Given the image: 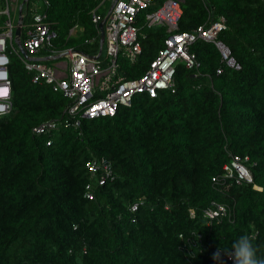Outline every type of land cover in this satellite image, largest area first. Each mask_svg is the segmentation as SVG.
Instances as JSON below:
<instances>
[{
    "label": "trees",
    "instance_id": "1",
    "mask_svg": "<svg viewBox=\"0 0 264 264\" xmlns=\"http://www.w3.org/2000/svg\"><path fill=\"white\" fill-rule=\"evenodd\" d=\"M33 1L24 7L23 43ZM46 1L55 52H99L93 12L106 14L101 0ZM181 6L178 32L226 18L219 38L240 68L227 65L214 42L198 40L191 51L200 65L178 62L175 92L138 94L116 115L82 119L79 127L35 131L63 122L71 102L33 82L20 50L9 54L12 108L0 116V264H232L213 255L242 234L264 257V0ZM139 25L147 39L140 58L123 63L126 79L147 71L168 36L166 26L148 27L144 16ZM231 153L249 157L251 181L223 177ZM92 159L100 161L96 173L87 167ZM104 160L111 174L101 185ZM219 203L231 218L208 226L203 209Z\"/></svg>",
    "mask_w": 264,
    "mask_h": 264
},
{
    "label": "built area",
    "instance_id": "2",
    "mask_svg": "<svg viewBox=\"0 0 264 264\" xmlns=\"http://www.w3.org/2000/svg\"><path fill=\"white\" fill-rule=\"evenodd\" d=\"M5 0L6 6L0 10L1 15H8L6 25L0 32V116L6 114L12 108L11 78L8 72L10 64L9 54L19 51L13 45L14 24L12 21L11 2ZM108 0H101L104 4ZM109 9L113 6L106 23L105 33L107 54L103 57L89 58L82 53H71L66 60L60 61L54 66L42 62V60H27L21 57L28 71L33 72V82H45L55 92L64 94L71 104L67 109L69 117L63 122L47 121L37 127L39 134L52 129H60L62 124L79 127L82 119H94L99 117L114 116L120 106H131L134 97L138 94L147 93L156 97L161 91H176L175 74L179 61H184L188 68H198L200 62L191 51V46L198 40L214 42L219 48L222 60L229 66L240 68L231 49L220 40L221 32L226 29L227 23L224 16L216 20L209 17L205 23L199 25L193 31L178 32L179 20L182 16V2L184 0H166L160 7L150 10L157 0H111ZM44 4H48L46 0ZM41 1L37 0L32 8V20L28 27V36L25 40V48L31 56H36L40 51L47 50L55 54L53 39L55 32L52 31L46 20V12L39 8ZM107 10L106 14L108 13ZM96 11L93 12V22L96 24L99 35V23L105 18ZM145 18L148 27L163 25L167 27L168 36L165 46L159 51L158 56L151 61L147 71L133 79L125 78V70L122 67L126 61L136 62L143 53V41L147 34L142 32L139 21ZM94 42L95 38L88 39ZM223 68L218 69L221 73ZM52 141H48L50 144ZM243 158L238 154L231 153V159L224 165L226 180L241 184L252 180V173ZM102 163V162H101ZM105 164V163H104ZM87 167L92 173L100 169V161L92 159L87 162ZM105 175L99 180L102 185L111 174L107 164L104 166ZM215 181L218 178H214ZM90 185H87V189ZM89 198H93L91 192ZM139 204L133 205L137 210ZM206 216L210 222L231 217V212L226 204H216L208 208ZM228 258V257H227ZM229 259V258H228ZM231 260V259H229Z\"/></svg>",
    "mask_w": 264,
    "mask_h": 264
},
{
    "label": "clouds",
    "instance_id": "3",
    "mask_svg": "<svg viewBox=\"0 0 264 264\" xmlns=\"http://www.w3.org/2000/svg\"><path fill=\"white\" fill-rule=\"evenodd\" d=\"M5 6H6V4H5ZM4 7H2V8H4ZM31 10H32V8H31ZM24 15H25V13H24ZM24 19H25V17H24ZM23 27H24V24H23ZM14 41H15V36H14ZM23 45H24V43H23ZM24 47H25V45H24ZM18 48H16V49L19 50ZM68 50H71V49H68ZM103 51H104V49H103ZM39 53L36 56H33V57H37L39 55ZM58 53L51 54V55H56ZM67 57L65 58V60L67 59ZM11 98H12V87H11ZM99 118H101V117H99ZM94 119H96V118H94ZM208 208H210V207H207V208L203 209L202 213H203V217H204L203 219L206 220V224L208 226H210V225H213L216 220H213V222L212 221L210 222V219H209V217L206 216V212H205ZM190 217L191 218H196V211L194 209L190 210ZM225 218H229L230 219L231 217H225ZM217 221H221V220H217ZM227 257L229 259H231V260H229ZM221 258L224 261H227V262L232 261V264H264V257L258 256L257 249H256V247L254 246L252 240L250 239V237L247 234L239 235L236 239H234L232 241L231 245L229 247H227V248L219 247L217 252L214 253L213 259L217 260V261H220Z\"/></svg>",
    "mask_w": 264,
    "mask_h": 264
},
{
    "label": "water",
    "instance_id": "4",
    "mask_svg": "<svg viewBox=\"0 0 264 264\" xmlns=\"http://www.w3.org/2000/svg\"><path fill=\"white\" fill-rule=\"evenodd\" d=\"M29 4V0H23L20 7H19V17H18V21H17V24H16V30H15V41L19 47V50L21 52V54L28 60H44L43 58L41 57H33V56H30L28 51L26 50V48L24 47L23 45V42H22V30H23V24H24V7L26 5ZM112 8L113 6L109 9L108 13L106 14L105 18L99 23V28H100V48H99V52L98 54L96 55V57H99L101 56L102 52H103V49H104V44H105V40H106V33H105V23H106V20L110 14V12L112 11ZM73 54V53H82V54H85L87 55L89 58H94L95 55H91V54H88L84 51H81V50H78V49H71V50H66L64 52H61V53H58L56 55H51V56H48V58H51V59H56V58H62V57H67L69 56V54ZM107 160H104V163L107 164Z\"/></svg>",
    "mask_w": 264,
    "mask_h": 264
},
{
    "label": "rangeland",
    "instance_id": "5",
    "mask_svg": "<svg viewBox=\"0 0 264 264\" xmlns=\"http://www.w3.org/2000/svg\"><path fill=\"white\" fill-rule=\"evenodd\" d=\"M0 1H1V0H0ZM22 1H23V0H16V1H12V2H11V6H12V16H13V20H14L15 23H17V19H18V15H19V7H20ZM40 1H41V3L39 4V8H40V7H43V4H42L43 2H42V0H40ZM34 3H35V1H33V2L31 3V8H33ZM111 3H112L111 0H108L107 2L104 3V8H103L104 12H107V10L109 9ZM27 6H28V5H26L25 8H26ZM0 9H2V6H0ZM8 19H9V18H8V15L6 14V15H5V20H4L5 23H4V24H5V26H6L7 28H8V26L6 25V22H7ZM18 49H19V48H18ZM106 54H107V44H106V45L104 44L103 57H105ZM65 58H66V57L57 58V59H54V60H52V61H48V62H50V63H52V65H54V64H57V63L60 62V61L65 60ZM48 62H47V63H48ZM48 64H49V63H48Z\"/></svg>",
    "mask_w": 264,
    "mask_h": 264
},
{
    "label": "crops",
    "instance_id": "6",
    "mask_svg": "<svg viewBox=\"0 0 264 264\" xmlns=\"http://www.w3.org/2000/svg\"><path fill=\"white\" fill-rule=\"evenodd\" d=\"M18 17H19V15H18ZM12 21H13V24H14V36H15V30H16V24H17V23L14 22V20H13V16H12ZM17 21H18V19H17ZM37 57H41V58H43L44 60H42V62H43V61H46V62H47V61H52V60H54V59L48 58L47 56H39V55H38ZM56 59H57V58H56ZM44 63H45V62H44ZM58 63H59V62H58ZM58 63H57V64H58ZM46 64H48V63H46ZM48 65H49V66H54V65H56V64L52 65V63L49 62Z\"/></svg>",
    "mask_w": 264,
    "mask_h": 264
}]
</instances>
